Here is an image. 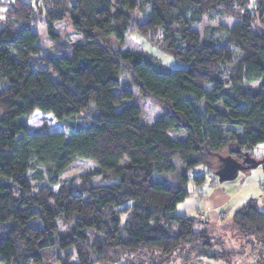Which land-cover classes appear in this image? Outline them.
<instances>
[{
	"label": "trees",
	"instance_id": "1",
	"mask_svg": "<svg viewBox=\"0 0 264 264\" xmlns=\"http://www.w3.org/2000/svg\"><path fill=\"white\" fill-rule=\"evenodd\" d=\"M227 19L222 41L193 28ZM131 32L178 68H159ZM133 92L160 117L145 122ZM35 110L59 129L29 127ZM257 146L264 0H0V264H264L259 200L231 217L239 250L175 211L205 180L199 165L264 159ZM76 160L97 168L63 178Z\"/></svg>",
	"mask_w": 264,
	"mask_h": 264
},
{
	"label": "rangeland",
	"instance_id": "2",
	"mask_svg": "<svg viewBox=\"0 0 264 264\" xmlns=\"http://www.w3.org/2000/svg\"><path fill=\"white\" fill-rule=\"evenodd\" d=\"M124 9L129 13H134L140 20H144L147 18V15H149V13H147L149 12V8L147 12H141L138 8L133 7L130 9L128 5H126L124 6ZM233 22L234 21L231 19L221 20L219 22L203 20L201 24L194 25L193 28L198 32L201 41L207 38L222 41L224 30L220 26L230 28ZM35 32L38 34V43L40 44L43 52L48 53L51 50V44L48 37L46 36L43 25L38 24L35 28ZM129 36L137 45H139V47L145 52L151 61H153L156 65H159V68L164 70L178 68V65L174 59L171 56L161 52L158 49L157 44L148 41L142 35L135 32H131ZM232 50L234 59H237L241 56V53L236 48L232 47ZM133 94L136 98V101L142 106V109L145 112V122L150 123V121L152 122L157 117H160L161 111L158 108L151 105L148 101L139 102L136 93L133 92ZM27 124L31 128L44 127L47 129H59V125L55 119L52 118V115L44 114L38 110H35L28 117ZM252 152L256 158H263L261 157L264 153L262 147H254ZM177 160L178 159H175L174 161L176 165L179 164ZM126 162L127 158H124L123 163ZM95 168H97V165L91 161L76 160L64 171L63 178ZM221 168L225 174H228L226 172L231 170V166L226 163H224V165L222 164ZM196 170L197 172L204 174L206 178L201 184H195L193 181L188 182L187 188L189 195L184 201L176 205L177 211L182 213L183 209L187 208L190 212L186 215L193 217L203 216V214L205 215V204L207 199L211 198L212 194H218L219 196H223V194H225L227 203L222 205V207L216 210V212H225L226 210L228 212H226V216H223L219 223H217L220 224V226L214 227L215 229L211 230L210 233L220 237L223 240L225 249L239 250L241 247V242L240 239L235 235V230L231 226V217L237 209L242 207L250 199H257L261 203V199L264 198V170L260 165V167L258 166L239 172L237 178L233 180H224L222 182L219 181L220 176L216 174V165L212 170H209L205 166L199 165ZM56 189L57 186H53V190L56 191ZM198 264H217V262L212 258H200Z\"/></svg>",
	"mask_w": 264,
	"mask_h": 264
},
{
	"label": "crops",
	"instance_id": "3",
	"mask_svg": "<svg viewBox=\"0 0 264 264\" xmlns=\"http://www.w3.org/2000/svg\"><path fill=\"white\" fill-rule=\"evenodd\" d=\"M259 167H260V165H259ZM239 172H241V171H238V173ZM238 173L236 175V178L238 176ZM240 179H242V178H240ZM186 187H187V185H186ZM263 188H264V186H263ZM187 190H188V188H187ZM188 195H189V191H188ZM263 200H264V198L261 199V203L263 202ZM225 203H227L225 194H223V196H219L218 194H212L211 198L207 199V202L205 204V215L203 214V216H199V218L207 220L208 222H210V230L215 229L214 227H219L220 224H217V223H219V221L223 218V216H226L225 214H226V212H228L227 210L225 212H216V210L220 209L222 207V205H224ZM175 211L179 214H188L190 212L189 209H187V208H184L182 213L178 212L177 208H175Z\"/></svg>",
	"mask_w": 264,
	"mask_h": 264
},
{
	"label": "water",
	"instance_id": "4",
	"mask_svg": "<svg viewBox=\"0 0 264 264\" xmlns=\"http://www.w3.org/2000/svg\"><path fill=\"white\" fill-rule=\"evenodd\" d=\"M224 163L228 164L229 166H231V170H229L228 174H225V172L223 171L222 168H220L221 170L217 171L216 174H218L219 177V181L222 182L224 180H233L236 178V175L238 173V171H243L246 169H252L255 168L259 165H261L262 163H264V159H255V158H248L245 157L243 159L242 162H236L233 161L232 159H226L224 161ZM223 163V165H224Z\"/></svg>",
	"mask_w": 264,
	"mask_h": 264
}]
</instances>
